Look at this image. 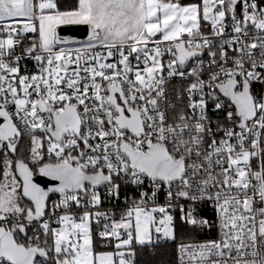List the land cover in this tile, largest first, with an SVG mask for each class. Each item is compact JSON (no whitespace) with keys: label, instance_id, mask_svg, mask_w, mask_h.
Masks as SVG:
<instances>
[{"label":"snow or ice","instance_id":"obj_1","mask_svg":"<svg viewBox=\"0 0 264 264\" xmlns=\"http://www.w3.org/2000/svg\"><path fill=\"white\" fill-rule=\"evenodd\" d=\"M63 24L89 30L75 55ZM0 119V264H133L177 208L210 227L201 202L220 239L180 264H264V0H0ZM130 185L119 219L93 211Z\"/></svg>","mask_w":264,"mask_h":264},{"label":"built area","instance_id":"obj_2","mask_svg":"<svg viewBox=\"0 0 264 264\" xmlns=\"http://www.w3.org/2000/svg\"><path fill=\"white\" fill-rule=\"evenodd\" d=\"M25 36L27 37V40L32 39L33 34L31 33H26ZM27 40L25 42H27ZM86 41V40H85ZM83 41H80L78 43H68L65 45H62L63 47H67L70 49H73V55H75V49L80 47V43ZM27 66V69L29 72H33L36 70V63L35 61L31 59H26L21 62V74L24 73V66ZM165 75L166 72H165ZM184 83L180 81L178 78L176 79H171L168 81L166 84V89H165V99L161 101V107H165L167 103L171 102L173 104L179 105V100L177 99V92L180 89V85ZM258 87V86H256ZM238 130V129H237ZM101 206L97 209H93V211H101V212H110L114 214L115 219H119L121 212L129 206L128 203L125 202L124 199V193L128 194L129 199L136 198L137 195V190L135 189L134 186H128V187H123L121 188V195L119 198H106L104 196V189L101 188ZM59 199V194L54 195L51 201L58 200ZM166 199V194L164 191H161L157 194V202L160 204H163ZM180 203H185L184 200H181ZM197 213L200 217L207 218L210 222V227H203L204 231L207 235V237L202 238V239H194V240H187V241H181L177 244L176 247V258H177V263L180 264L179 262V251H178V246L181 243H203L208 240H219L220 239V228H219V222L217 219V213L216 210L211 202H201L197 205ZM172 215L175 217V222L177 220H182L185 223H187L183 218L180 210L177 208L172 211ZM174 222V223H175ZM102 224L101 223V228L99 230H102ZM55 226V225H53ZM93 227H96L95 220L93 221ZM98 230V231H99ZM153 235V240L152 243H159V242H166L169 240H172L170 237H164L162 233H156L154 230L152 232ZM114 248V247H113Z\"/></svg>","mask_w":264,"mask_h":264},{"label":"trees","instance_id":"obj_3","mask_svg":"<svg viewBox=\"0 0 264 264\" xmlns=\"http://www.w3.org/2000/svg\"><path fill=\"white\" fill-rule=\"evenodd\" d=\"M74 0H60L64 6L70 5ZM27 139L21 143L19 151L24 153L27 149ZM175 239L151 243L146 245H134L136 255L133 257V264H178L176 258V247L181 241L202 239L207 237L204 228H193L191 225L182 220H177L174 223ZM94 232L98 231L97 227H93ZM114 244L102 246L99 250H113Z\"/></svg>","mask_w":264,"mask_h":264},{"label":"water","instance_id":"obj_4","mask_svg":"<svg viewBox=\"0 0 264 264\" xmlns=\"http://www.w3.org/2000/svg\"><path fill=\"white\" fill-rule=\"evenodd\" d=\"M56 31L58 35L61 37L68 38L70 41L80 42L88 39L89 30L86 25L63 24V25H58ZM0 122H2V119H0ZM34 180L36 183L40 184L41 187H50L54 183L51 177L44 176L39 172H37L36 176H34ZM49 195L50 198L54 196L51 193Z\"/></svg>","mask_w":264,"mask_h":264},{"label":"flooded vegetation","instance_id":"obj_5","mask_svg":"<svg viewBox=\"0 0 264 264\" xmlns=\"http://www.w3.org/2000/svg\"><path fill=\"white\" fill-rule=\"evenodd\" d=\"M36 174H37V173H36ZM35 176H36V175H35ZM52 198H53V196L50 198V202H51Z\"/></svg>","mask_w":264,"mask_h":264},{"label":"rangeland","instance_id":"obj_6","mask_svg":"<svg viewBox=\"0 0 264 264\" xmlns=\"http://www.w3.org/2000/svg\"><path fill=\"white\" fill-rule=\"evenodd\" d=\"M152 240H153V235H152ZM113 250H114V249H113ZM110 251H112V249H111Z\"/></svg>","mask_w":264,"mask_h":264}]
</instances>
